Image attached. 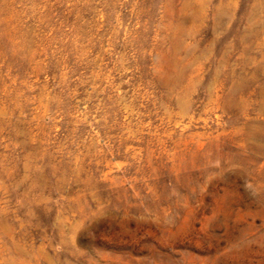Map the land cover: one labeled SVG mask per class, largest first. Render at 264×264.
Returning a JSON list of instances; mask_svg holds the SVG:
<instances>
[{
    "label": "rangeland",
    "instance_id": "374dc122",
    "mask_svg": "<svg viewBox=\"0 0 264 264\" xmlns=\"http://www.w3.org/2000/svg\"><path fill=\"white\" fill-rule=\"evenodd\" d=\"M0 264H264V0H0Z\"/></svg>",
    "mask_w": 264,
    "mask_h": 264
}]
</instances>
